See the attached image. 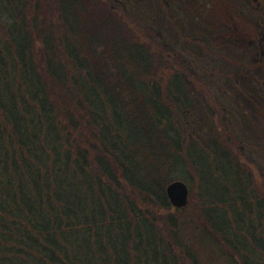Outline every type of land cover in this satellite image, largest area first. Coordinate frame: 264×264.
Wrapping results in <instances>:
<instances>
[{
  "label": "trees",
  "instance_id": "1",
  "mask_svg": "<svg viewBox=\"0 0 264 264\" xmlns=\"http://www.w3.org/2000/svg\"><path fill=\"white\" fill-rule=\"evenodd\" d=\"M0 264H264V0H0Z\"/></svg>",
  "mask_w": 264,
  "mask_h": 264
},
{
  "label": "water",
  "instance_id": "2",
  "mask_svg": "<svg viewBox=\"0 0 264 264\" xmlns=\"http://www.w3.org/2000/svg\"><path fill=\"white\" fill-rule=\"evenodd\" d=\"M167 195L176 208H184L190 202V188L184 181H174L167 187Z\"/></svg>",
  "mask_w": 264,
  "mask_h": 264
}]
</instances>
